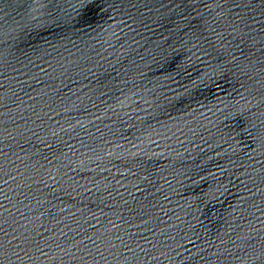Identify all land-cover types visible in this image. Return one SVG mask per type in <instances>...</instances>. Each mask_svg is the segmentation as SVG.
Here are the masks:
<instances>
[{
    "label": "water",
    "instance_id": "water-1",
    "mask_svg": "<svg viewBox=\"0 0 264 264\" xmlns=\"http://www.w3.org/2000/svg\"><path fill=\"white\" fill-rule=\"evenodd\" d=\"M0 264H264V0H0Z\"/></svg>",
    "mask_w": 264,
    "mask_h": 264
}]
</instances>
